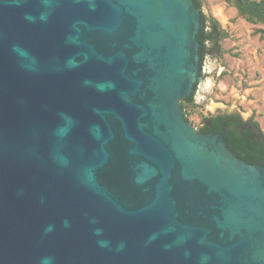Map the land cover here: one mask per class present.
<instances>
[{"label":"water","instance_id":"water-1","mask_svg":"<svg viewBox=\"0 0 264 264\" xmlns=\"http://www.w3.org/2000/svg\"><path fill=\"white\" fill-rule=\"evenodd\" d=\"M200 16L0 0V264H264V166L180 106Z\"/></svg>","mask_w":264,"mask_h":264},{"label":"rangeland","instance_id":"rangeland-1","mask_svg":"<svg viewBox=\"0 0 264 264\" xmlns=\"http://www.w3.org/2000/svg\"><path fill=\"white\" fill-rule=\"evenodd\" d=\"M200 2V13L215 19L226 36L219 52L199 60L190 97L197 107L187 110L189 116L182 109L186 121L197 130L201 115L233 114L243 121L253 118L264 132V43L256 33L264 24L247 21L232 1Z\"/></svg>","mask_w":264,"mask_h":264},{"label":"trees","instance_id":"trees-1","mask_svg":"<svg viewBox=\"0 0 264 264\" xmlns=\"http://www.w3.org/2000/svg\"><path fill=\"white\" fill-rule=\"evenodd\" d=\"M198 9L201 8L200 0H193ZM232 1L239 14L247 21L264 24V0H225ZM201 29L197 40L200 44L199 54L201 58L211 54L212 51H220L219 40L226 34L220 29L219 24L213 18L207 19L201 13ZM264 43V30L256 32ZM181 108L189 116L190 108H196L192 98L182 100ZM200 133L221 134L226 147L239 159L248 164L264 166V132L259 123L253 118L243 121L238 115H201L197 127Z\"/></svg>","mask_w":264,"mask_h":264}]
</instances>
